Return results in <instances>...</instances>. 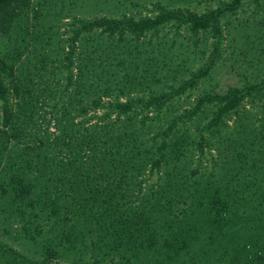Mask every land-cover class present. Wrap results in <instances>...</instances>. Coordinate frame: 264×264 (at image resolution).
Instances as JSON below:
<instances>
[{"label": "trees", "instance_id": "obj_1", "mask_svg": "<svg viewBox=\"0 0 264 264\" xmlns=\"http://www.w3.org/2000/svg\"><path fill=\"white\" fill-rule=\"evenodd\" d=\"M254 1L264 9V0ZM246 2L219 0L198 12L156 1L147 15L73 16L57 67L63 71H49L43 85L15 73L20 51L0 53V212L19 222L22 247L0 243V264H59L51 259L63 255L128 263L162 231L168 261H177L195 230L264 215V75L202 91L189 107L167 113L170 101L209 75L230 15ZM39 6L0 0V36L17 26L24 40L20 20L38 17ZM165 28L172 44L209 41L208 54L158 90L153 73L156 82L148 83L149 75L128 67L147 44L160 45Z\"/></svg>", "mask_w": 264, "mask_h": 264}, {"label": "rangeland", "instance_id": "obj_2", "mask_svg": "<svg viewBox=\"0 0 264 264\" xmlns=\"http://www.w3.org/2000/svg\"><path fill=\"white\" fill-rule=\"evenodd\" d=\"M156 1L168 8L188 7L201 12L215 7L219 0H34V3L40 4L38 17L30 12L26 20H20L25 21L28 27V33H24L25 39H22L19 29L15 30L16 26L9 35L0 36V53L20 51L19 67L15 73L22 80L27 75L34 77L33 81L41 79L40 84L43 85L49 71H63L57 67L64 59L65 52L61 47L66 45L65 39L70 34L69 22L73 16L90 18L100 15L120 16L123 13L147 15L152 13ZM257 7L254 0H247L238 13L230 15L229 32L222 39L220 58L216 60L209 75L191 93L182 94L170 101L167 106L169 116L189 107L195 96L202 91H223L228 86L241 83L245 78L264 75V9L260 7L257 10ZM249 19L253 27L248 25ZM171 37L172 33L167 32V28L163 29L159 34L160 45L151 47L147 44L143 58L137 59V65L128 67L132 75H149L152 80L148 83L155 81L151 75L158 77L160 81L152 86L153 89L167 88V85L174 82L173 76L186 77L187 68L196 69L208 54L207 40L203 41L206 47L202 42L194 45L185 37L172 44ZM155 39L153 44L156 43ZM201 50L204 52L201 53ZM164 54L168 64L166 69L162 65ZM59 76V73L55 74V78ZM143 86V93L148 94L152 90L150 84ZM42 110L49 112L50 107L43 104ZM230 219V223L221 228L213 225L195 230V239L182 250V257L177 261H168L166 256L171 251L163 245L166 231L157 235L153 246L135 249V255L128 263L118 256H107L98 262H95L98 256L94 258L90 255H83L84 261L66 255L51 260L59 264H164L167 261L165 264H264V215H236ZM18 225L17 219L8 221L6 213L0 212V243L22 249ZM157 230L161 231L159 228ZM25 252L35 259L40 258L32 250Z\"/></svg>", "mask_w": 264, "mask_h": 264}]
</instances>
